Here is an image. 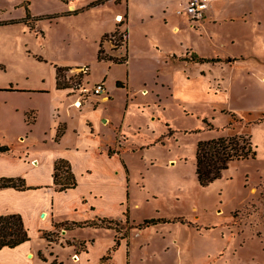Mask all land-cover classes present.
<instances>
[{"label": "rangeland", "instance_id": "374dc122", "mask_svg": "<svg viewBox=\"0 0 264 264\" xmlns=\"http://www.w3.org/2000/svg\"><path fill=\"white\" fill-rule=\"evenodd\" d=\"M53 1L59 7L51 8L49 5V8L39 6L37 9L42 4L39 3L34 10L38 14L50 15L43 18L48 20L41 23L42 31L47 33L45 39L41 34L30 32L35 23L26 6L15 14L23 15L29 29L20 24H0V91H3L0 92V138L10 133L11 138L8 136L5 140L14 141L21 134L20 120L13 118L14 107L39 103L44 108L49 103L48 100L35 99L36 94H9L6 91L12 90L11 86L18 87V92H32L38 88L50 90L56 64L67 65V62L76 61L79 65H86L68 74L69 79L73 78L69 90L71 95L78 93L76 90L81 84L93 86L102 75L109 76L108 81L118 78L127 85L130 71V87L139 89L148 85L149 99L154 100L156 95H153L150 84L157 77V71L161 79L171 80V84L175 80L171 76L173 67L163 63L169 52L180 56L188 52L187 60L201 56L218 57L214 58L215 61L207 62L212 64V67L208 66L214 76L209 78L212 89L204 79H194L195 82L180 89L171 85V91L169 87L161 90L166 123L158 122L148 128L150 113H142L143 110L137 109L135 103L131 105L130 123L125 122L130 141L122 154L129 168L130 183L129 202L124 200L125 216L120 210L123 195L114 193L112 182L104 181L95 174L90 179L85 178L82 189L87 191L90 187H97L93 190L104 193L103 204L107 210L119 206L117 213L113 209L109 214L116 219L117 225L113 223L112 227L120 230L118 236H127L125 242L130 248V257L126 259L127 247L124 245L117 252L114 264H127L130 259L131 264H264V0L242 2L240 18L235 23L213 28L216 34L212 41L199 27L207 18L208 11L202 19L194 20L187 13H178L180 1L176 0L172 3L168 21L180 24L181 39L166 40L158 29H153L157 31L156 38L148 40L146 56L137 53L133 56L139 70L133 74L131 68H135L134 62L107 73L105 64L98 60L100 46L90 41L82 42L89 29L88 21L81 19L77 21L78 24L57 22L51 11L64 8L66 3L64 0ZM122 23H125V19ZM160 23L163 20L157 18L152 25L156 27ZM119 25L122 26L121 22ZM23 29L29 31L25 33ZM249 32L252 36L247 34ZM124 33L120 30L117 37L107 39L114 49L125 47ZM68 35L77 37L78 44L72 46ZM134 48L141 47L136 43ZM208 69L203 70L204 76L210 73ZM111 85L117 102H126L130 94L128 85L125 89H116L115 83ZM72 97L74 99L75 96ZM91 98L98 97H87L86 101ZM149 105L154 107L155 103L150 101ZM5 117H10L16 124L10 128L4 123ZM49 123L43 115L38 132H43ZM136 128L147 130L137 134ZM233 135L250 136L258 153L257 158L231 164L222 179L202 187L197 178L198 142L201 138L206 140ZM162 136H165L164 141L159 143ZM102 139L108 144L114 143V137L108 131ZM151 142L157 143L147 152V156L140 146ZM179 153L182 157L178 156ZM176 163L178 165L175 166ZM117 167V176L122 182L124 173L120 172V163H117ZM57 204L61 213L71 215L66 212L64 196L58 197ZM29 218V221L33 219L30 228L35 236L33 240L38 244L40 237L37 230L42 222L39 225L34 215ZM163 218L173 222L140 228L145 220ZM95 223L105 224L101 221ZM70 226L61 223L56 233L62 237ZM12 258L7 253H0V264H12L9 261ZM109 262L108 257L103 260V264Z\"/></svg>", "mask_w": 264, "mask_h": 264}, {"label": "crops", "instance_id": "0c3cea01", "mask_svg": "<svg viewBox=\"0 0 264 264\" xmlns=\"http://www.w3.org/2000/svg\"><path fill=\"white\" fill-rule=\"evenodd\" d=\"M96 1L100 0H64L66 3L64 8L54 9L51 14L55 15L57 22L67 21L68 24H78V20L86 19L89 29L83 37L84 40H81L82 42L90 41L93 45H99L98 57L101 48L104 49L105 54L108 56L114 58L128 57L125 63L98 59L99 62L105 64L107 73H111L118 66L132 65L133 62L135 68H131V73H138L137 61H134L135 58L133 56L136 53L146 56L145 48L149 45L148 40L156 38L155 32L157 31L153 29H158L161 36L166 40L179 41L181 39L182 28L180 24L168 21L172 3L176 0H122L121 3H117L116 0H104V3L100 5H91ZM178 1H180L179 9H181L187 5L189 0ZM208 1L210 6L207 18L200 23L199 27H201L205 35L210 36L212 41L216 34L213 28L227 23H235L240 18V11L243 7L242 2L246 0ZM185 2L186 4L184 5ZM39 3L42 4L38 5ZM49 5L51 8L53 6L59 7L58 3L53 0H0V21H15V23L10 25L20 24L23 28L24 26L28 28L27 25L29 23L24 22L25 18L23 15L19 14L17 16L15 14V12L23 10L26 6L30 10V15L35 23L33 29H28L31 33L41 34L43 39H45L47 33L42 31L43 24L41 23L48 20L43 18H47L50 15L47 13L38 14L34 10L36 6L38 9L39 6L49 8ZM121 17L125 18L124 24L122 23L123 21H119ZM157 18L162 19L163 23H160L156 28L152 23ZM119 22H121V27H119ZM189 25L192 27L191 22H189ZM189 25L187 26L190 27ZM175 28H178L179 31L175 32ZM28 29H23V31L27 33ZM243 29L247 30L246 27ZM120 30L126 33V44L125 47L116 50L113 48L112 42L104 40V38L107 35L112 36ZM247 34L252 36L250 32ZM48 36L49 34L47 38ZM68 37L72 41V46L78 44L79 39L77 37H71L70 35ZM136 43L140 45V49L134 48ZM157 50L160 53V48ZM187 55L188 52L182 54V56L169 52L164 57L163 63L165 62L173 67L171 76L175 80L171 84V80L163 77L161 79L159 71H157L155 74L157 79L154 78V82L150 84L152 85L153 95H156L154 100L153 98L149 99L150 90L148 85H143L139 89L130 87V80H128L130 78L129 71L127 85L130 94L126 102L118 103L110 87L112 86L111 84L115 83L116 89H125L127 87L126 83L118 78L108 81L109 76L102 75L93 84L104 82L107 94L84 101L82 107L77 108L74 103L78 97L71 95L69 89H59L57 87L55 66L53 68L54 77L50 90L38 88L34 91L31 90L32 92H18L16 91L18 87L11 86L12 90L6 91L9 94H36L35 99L39 98L49 101L44 108H41L39 103L21 104L14 107V117H12L20 120L21 134L17 135L14 141L5 140L8 136L11 138L10 133L0 138V147L9 148L7 152L0 151V178L22 177L26 180L27 185L31 187V189L24 191L14 188L0 189V215H22L31 237L29 241L16 248L0 250L1 254L7 253L13 257L9 260L12 264H52L54 261L62 264H103V260L107 257L110 260L109 264H114L113 261L120 248L124 245L125 247L128 246L125 242L127 238L121 239V244L113 251L117 235L115 229L98 226L68 227L63 233L64 236L59 237L60 240L58 239L54 242L45 239L43 232L56 233L58 230L57 226L61 225V223L62 225L64 223L67 225H73L74 223L87 224L99 222L103 219L116 221L109 212L114 209V212L117 213L118 205L107 210L103 204L105 202L104 193L93 190L94 188L98 189L97 187H90L87 191L82 189L85 178L90 179L95 174L100 175L104 181L112 182L115 194L121 193L123 195L120 210L123 211L122 216H125L124 200L129 202L130 193L128 191L130 192V183L128 181L129 168L126 166L122 154L123 150L127 149L130 141V138L126 135L128 132L125 129V122L130 123L129 113L131 105L135 103L137 109L143 110L142 113H145V111L150 113L151 122L148 125L149 128L150 125H155L158 122L166 123L163 117L165 109L161 90L166 87L170 88L171 85L180 89L179 87L183 85L187 86L189 83L195 82L194 79H204L206 85H209V89H212L211 80L209 79L214 78L212 72H210L212 64L187 60ZM202 58L214 59L218 57L204 56ZM67 63V65H56L70 67L72 68L71 71L86 66L84 64L79 65L76 61ZM208 66H210L209 69ZM87 67L90 69L89 66ZM205 68L210 72L208 76H204L203 70ZM147 69H143V71H147ZM89 72L91 73V70ZM88 83L92 84V82ZM119 83L121 84L119 85ZM169 91H171V88ZM72 96H75L74 99ZM150 101L155 103L154 107L149 105ZM122 105L123 107L121 108ZM119 108L121 109L119 110ZM1 111L2 106L0 104V113ZM156 114L159 115L156 116ZM43 115L44 120L47 119L50 123L43 132L39 133L38 124ZM4 123L8 124L10 128L16 124L10 117H5ZM60 128L63 129V135L57 141ZM135 130L137 134H142L147 129L136 128ZM107 131L114 137L113 144H108L102 139ZM169 135L171 134L169 133ZM164 137L162 136L159 139V143H163ZM156 143H147L140 146V149L149 156L147 152L155 147ZM178 156L182 157V154L179 153ZM58 159H66L71 163L72 170L78 181L77 188L67 192L55 190L53 174L55 162ZM117 163H120V172L124 173L122 182L117 176L119 169ZM59 196L66 198V212L71 213L70 216L60 212L61 208L57 204ZM43 212L48 215L46 219L41 217ZM78 214H81V216H78ZM33 215L39 220L36 219L39 225L40 221L42 222V225L38 226L37 230L40 237V243L38 244L34 242L33 238L35 236L30 228V223H32L33 219L29 221V217ZM69 241L79 244L84 243V248L77 249L75 246L70 245ZM129 249L128 247L126 249V259L130 257L128 256ZM41 253L48 261H44L41 258ZM127 264H131V259L127 261Z\"/></svg>", "mask_w": 264, "mask_h": 264}, {"label": "trees", "instance_id": "16d2710c", "mask_svg": "<svg viewBox=\"0 0 264 264\" xmlns=\"http://www.w3.org/2000/svg\"><path fill=\"white\" fill-rule=\"evenodd\" d=\"M117 3H121L122 0H116ZM104 3V0L96 1L91 5L96 6ZM11 22H0V24H10ZM26 22V20H25ZM119 31L114 33L112 36H105L104 40H107L109 37H117ZM126 36V33L124 34ZM103 40V42H104ZM99 60H111L116 63H125L128 60V57L114 58L105 54L104 49L101 48L99 51ZM197 63H207L215 61V59H207L202 57H195L192 59ZM57 71V87L59 89H69L71 90V81L73 78H68V74L72 68L70 67H61L56 65ZM86 74H89L88 71ZM85 74V75H86ZM80 81V80H79ZM81 82V81H80ZM82 83V82H81ZM121 83H119L120 85ZM173 131H171L172 134ZM63 135V129L60 128L57 141L61 139ZM1 152L9 151L8 147H0ZM257 150L253 143V140L250 136L247 135H233V136H221L213 139H202L198 142L197 151H196V161H197V178L199 184L202 187H207L213 184L215 181L223 178L225 172L230 168L231 164L236 162H245L248 160L257 158ZM54 188L58 192H67L71 189H75L78 186V181L76 175L72 170L71 163L66 159H58L55 162L54 168ZM4 188H14L17 190H28L31 189L26 183V180L22 177H3L0 178V189ZM105 224H97L95 222L80 224L74 223L71 228L74 227H84V226H98L104 227L107 229H115L117 232L116 235V244L113 248L115 251L121 244V239L127 238L119 237L118 234L120 230L118 228L112 227L113 223H116L114 220H101ZM168 219H153L145 220L140 228H147L152 225L158 224H167L171 223ZM117 225V223H116ZM58 227V226H57ZM43 237L50 242L57 241L59 235L55 232H43ZM31 239L29 230L27 229L24 219L20 214H9V215H0V250L4 248H16L23 243ZM70 245L75 246L77 249L79 245L84 248V243L76 244L69 241ZM41 258L44 261H48L47 258L41 253ZM110 256V255H109ZM52 264H62L54 261Z\"/></svg>", "mask_w": 264, "mask_h": 264}, {"label": "built area", "instance_id": "2783aa9c", "mask_svg": "<svg viewBox=\"0 0 264 264\" xmlns=\"http://www.w3.org/2000/svg\"><path fill=\"white\" fill-rule=\"evenodd\" d=\"M209 1L208 0H189L187 6L184 9L178 10L179 14L187 13L194 20H200L204 17L206 12L209 9ZM123 17L119 19V21H123ZM87 73V71H85ZM82 86V84H81ZM78 87L76 91L78 93L76 96L78 99L75 101L74 105L77 108L82 107L84 101H86L87 97L96 96L101 97L102 95L107 93L106 86L104 82H99L94 84L93 86H82Z\"/></svg>", "mask_w": 264, "mask_h": 264}, {"label": "bare ground", "instance_id": "6f19581e", "mask_svg": "<svg viewBox=\"0 0 264 264\" xmlns=\"http://www.w3.org/2000/svg\"><path fill=\"white\" fill-rule=\"evenodd\" d=\"M179 31V29L178 28H175V32H178ZM174 32V31H173ZM264 79V78H263ZM47 214L45 213V212H43V213H41V217L42 218H44V219H46L47 218Z\"/></svg>", "mask_w": 264, "mask_h": 264}]
</instances>
